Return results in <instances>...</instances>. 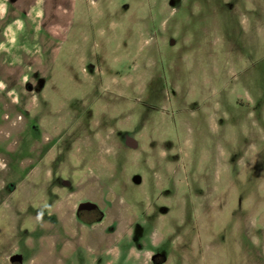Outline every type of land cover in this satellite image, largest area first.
I'll return each instance as SVG.
<instances>
[{
    "label": "rangeland",
    "instance_id": "1",
    "mask_svg": "<svg viewBox=\"0 0 264 264\" xmlns=\"http://www.w3.org/2000/svg\"><path fill=\"white\" fill-rule=\"evenodd\" d=\"M154 251L264 264V0H0V264Z\"/></svg>",
    "mask_w": 264,
    "mask_h": 264
},
{
    "label": "flooded vegetation",
    "instance_id": "2",
    "mask_svg": "<svg viewBox=\"0 0 264 264\" xmlns=\"http://www.w3.org/2000/svg\"><path fill=\"white\" fill-rule=\"evenodd\" d=\"M88 66H93V64H88ZM128 135H125V143H127V140H128ZM129 138H132V137H129ZM137 144V142H136ZM34 168V164L32 165L31 169ZM41 179V178H39ZM64 183V186H51L50 183L49 184H45L44 182H41V181H38L36 182L37 184V188L36 190L37 191H40L43 190L44 192V196L47 197L49 194L52 195V197L55 199L57 194H59V191L60 193L65 192V185H68L69 187H72L71 184H69V182H67L66 180L63 181ZM34 185H32L31 188H33ZM56 188V189H55ZM32 190H35V187L32 189ZM74 191L71 192L68 191L69 194H72ZM44 199V198H43ZM75 212V218L77 219V221L85 224V225H92L94 224L95 222H99L102 220L103 218V213L101 210H99V208L97 207L96 204H94L92 202V200L90 199H81V202L80 200L76 202V211ZM22 255L20 253H17V252H14L13 254L11 253V255L8 257V261H9V264H22ZM159 258H164V256L162 254H159L157 253V251H154V253L152 254V259H151V262L153 264H155V262H157V260H159Z\"/></svg>",
    "mask_w": 264,
    "mask_h": 264
},
{
    "label": "water",
    "instance_id": "3",
    "mask_svg": "<svg viewBox=\"0 0 264 264\" xmlns=\"http://www.w3.org/2000/svg\"><path fill=\"white\" fill-rule=\"evenodd\" d=\"M127 143H128V145L131 146V147H136V146H137L136 141H135V139H133V138H129V137H128Z\"/></svg>",
    "mask_w": 264,
    "mask_h": 264
}]
</instances>
